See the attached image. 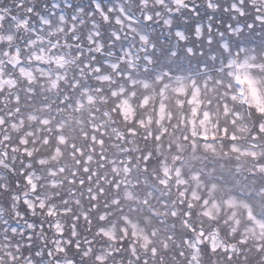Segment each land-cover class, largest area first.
<instances>
[{
	"label": "snow or ice",
	"instance_id": "6c2138e0",
	"mask_svg": "<svg viewBox=\"0 0 264 264\" xmlns=\"http://www.w3.org/2000/svg\"><path fill=\"white\" fill-rule=\"evenodd\" d=\"M0 264H264V0H0Z\"/></svg>",
	"mask_w": 264,
	"mask_h": 264
}]
</instances>
